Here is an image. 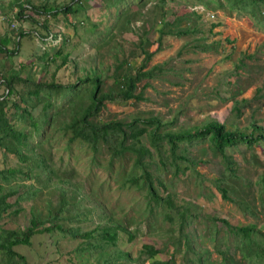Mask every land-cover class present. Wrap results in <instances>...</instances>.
<instances>
[{
  "label": "trees",
  "instance_id": "16d2710c",
  "mask_svg": "<svg viewBox=\"0 0 264 264\" xmlns=\"http://www.w3.org/2000/svg\"><path fill=\"white\" fill-rule=\"evenodd\" d=\"M50 1L41 0L37 7L32 4L24 7L19 4L7 5L17 9L10 22L14 19H27L21 12L30 10L41 16V19H31L32 24L45 33L17 28L12 36L0 38V150L5 156L12 155L20 162L17 167L0 170V264H27L17 249L30 247L35 238L53 232H61L63 235L70 233L74 240L80 236L84 241L95 239L97 248L94 244H86L97 249V254H103L105 248H117L124 237L132 243L138 236L139 230L132 229L133 219L120 220L117 213L104 201L93 202L92 210L97 211V221L92 230L83 234L80 227L69 229L63 226L61 221L66 218L75 219L80 215L67 208L69 199H74L79 194V188L75 186L76 191L71 192L73 184L49 166L51 153L46 148L49 133L63 138L69 147L79 144L87 148L92 153V164L98 163L110 172V176L118 177L122 188L142 191L147 204L146 218L153 216L154 219L159 215L165 218L169 216V211L176 208L171 204L174 196L168 189L171 184L168 183L167 187L163 174L174 179L205 164L206 161L200 160L197 153L202 143L208 144L209 150L220 158L224 167V172L215 180L223 200L245 213L254 203L253 185L259 188V200L264 201V173L254 183L245 181L246 187L241 189L238 185L243 178L238 176L239 162L235 160L233 152L244 146L252 150L251 158L255 161V146L261 144L264 150V127L254 121L243 128L231 123L232 129H227L225 123L217 120L189 126L180 124V117L188 111V107L198 109L195 105L177 108L170 119L157 115H128L111 120L103 117V111L109 104L147 101L146 89L153 88V82L182 86L184 67L180 63L173 58L158 64H151V61L163 49L164 37L188 36L199 31L197 26L177 29L185 16L176 15L172 22L168 21L166 0H159L151 9V14L155 17L154 24L143 21V29L138 32L131 25L128 13L133 4L138 7L144 0H102L107 23L102 29L94 23L97 36L99 34L93 44L100 58L96 67H80L79 62L66 53V41L62 38L58 45L44 49L40 56L44 70L38 71L36 78L31 75L29 64L26 65V76H23V64H19L17 69H7L5 59L15 55L23 39L34 37L47 44V39L55 35L54 30H51V20L60 15H78L83 8L81 4L87 0H71L67 7H51ZM229 1L231 8L238 13L264 20L261 17L264 16V0ZM115 7L118 10L114 12ZM87 17L89 18V14ZM114 17L116 21L110 24ZM120 18L123 22L119 25ZM158 24L161 25L159 29ZM218 26L219 24H213L212 28ZM152 32L158 33L156 40L148 37H152ZM51 40L57 41V35L52 36ZM10 41L13 43L12 47H9ZM152 44L157 47L150 51ZM199 44L209 48L207 44ZM127 45L131 47L130 55L126 53ZM140 57L141 64L134 68L133 61ZM51 62L56 63L57 71L64 67L72 69L67 80L58 81L55 72L50 78H46ZM241 68L242 64H237L235 71ZM246 103L242 101L243 105ZM239 105L237 103L233 108L237 114L241 112ZM143 137H147L149 145L144 143ZM26 178H35L41 184L40 188L32 184L27 186L34 199L42 188L52 185L58 193L59 204L49 205L44 210L32 207L29 226L4 229L1 222L5 216L23 211L20 206L25 202L26 186L23 180ZM161 189L166 193L165 196ZM233 194L236 197L234 199ZM72 207L78 209L74 204ZM179 213L182 229L180 227L177 230L179 234L171 233L177 235L174 249L177 255L185 252L192 259L190 264H264V241L257 238L258 235L263 237V234L255 225L232 226L223 221L228 234L236 238V246L241 250L243 258L241 262L232 258L230 248L226 246L225 249L217 250L221 258L217 263L203 241L184 232L193 223L195 214L191 210ZM156 230L157 226L149 221L143 236L151 237ZM160 253L154 243L148 242L143 246L141 255L151 264H174L173 258L167 262H158L156 259ZM125 259H130V255L127 254ZM104 263L107 264V261Z\"/></svg>",
  "mask_w": 264,
  "mask_h": 264
},
{
  "label": "rangeland",
  "instance_id": "374dc122",
  "mask_svg": "<svg viewBox=\"0 0 264 264\" xmlns=\"http://www.w3.org/2000/svg\"><path fill=\"white\" fill-rule=\"evenodd\" d=\"M40 1L0 0V8H2L0 38L6 35L12 36L17 28L34 29L39 33H45L43 29L40 30L32 24L31 19H41V16L30 10L21 12L23 17H28L27 19H14L10 22L11 16H15L14 11L17 9L8 6L19 4L24 7L32 4L37 7ZM70 1L51 0L49 4L51 7L60 5L67 7ZM156 3H159V0H144V3L138 7L133 4L128 18L136 31L141 32L143 21L154 24L155 17L151 14V9ZM166 3L168 21L172 22L176 15L185 16L177 29L185 30L189 25L192 27L195 25L199 31L180 38L164 37L163 49L155 54L151 64L173 58L184 67L183 85L173 86L166 82H153V88L146 89L147 101L109 104L103 111L104 119L125 118L128 115H157L170 119L177 108L195 105L198 109L193 110L188 107V111L180 117V124L189 126L207 120H217L225 123L227 129H232L231 123L243 128L254 121L264 127V20L238 13L231 8L229 0H166ZM102 4H104L102 0H87L81 4L83 8L78 15L69 17L60 15L51 20L53 26L51 30L57 35V41L51 40L55 35L47 39V44L34 37L23 39L15 55L5 59L8 64L7 69H17L19 64H23L25 65L23 76H26L28 72L26 65L29 64L31 75L36 78V73L44 70L40 60L44 49L58 45L62 38L66 41L64 46L66 53L76 59L80 67H96L100 58L93 44L96 43L99 34L97 36L94 23L100 26V29L107 23ZM117 10L118 8H113L114 12ZM115 17L111 19L110 24L116 21L117 17ZM118 22L120 25L123 20L120 18ZM213 24L219 26L212 28ZM160 27L161 25L158 24L157 29ZM151 34L152 37H148L156 40L158 33ZM133 37L137 39L136 35ZM199 43L207 44L209 48ZM12 46L13 43L10 41L9 47ZM127 46L126 53L130 55L131 47ZM156 47V44H152L149 50L153 51ZM141 60L140 57L133 61L134 68L139 67ZM241 61L243 63H240ZM237 64H242L243 68L236 72ZM55 67L56 63L51 62L49 75L46 78H50L55 72L58 81L67 80L72 69L64 67L57 71ZM242 101L247 103L243 105ZM237 103H240V114L233 110ZM143 141L149 145L147 137H143ZM46 148L51 153L49 166L73 184L71 192L76 191L75 186L79 188L77 190L79 194H76L74 199H69L67 208L72 213L78 212L80 215L75 219L66 218L61 221L64 227L69 229L80 227L83 234L92 230L97 221V211L92 210L93 202L104 201L117 213L120 220L133 219L132 229L139 230V233L134 242L129 243L124 237L117 248H105L103 254H97V249L86 244H94L97 248L95 239L84 241L80 236L74 240L70 233L63 235L61 232H53L35 238L30 247L17 249L20 256L26 259L27 264H105L104 261H107V264H151L152 262L141 255L143 246L148 242L154 243L160 249L161 253L156 259L158 262H167L173 258L174 264H190L192 259L187 257L185 252L177 255L174 249L176 234H179L177 230L181 227L179 212L182 213L184 210H191L195 214L193 223L185 228L184 232L203 241V245L210 250L213 254L212 259L217 263L221 259L217 250L228 246L232 258L238 262L243 258L241 250L236 246V238L228 234L223 221L229 222L232 226L253 224L263 234V237L258 235L257 238L264 241V201L259 200V188L252 185L255 199L245 213L234 204L223 200L215 180L224 172V167L220 158L209 150L207 143L200 144L197 151L200 160L206 161L205 164L174 179L168 174H163L167 187L168 183L171 184L168 188L174 193L171 204L176 208L168 212V217L162 218L159 215L154 219L153 216L146 218L147 204L144 193L122 188L118 177L110 176V172L104 166L98 163L92 164V153L87 148L79 144L69 147L63 138L51 133ZM253 150L257 156L255 161L251 158L252 150L244 146L233 151L235 160L239 162L238 176L243 178L238 185L241 189L246 187L245 181L254 183L264 173L263 145L257 144ZM154 156L157 158L155 154ZM18 164H20L18 158L12 155L5 156L0 150V170L14 168ZM23 183L26 186L23 199L25 202L20 206L23 207V211L5 216L1 222L4 229L29 226L32 207L44 210L49 205L59 204L58 193L52 185L42 188L41 193H38L34 199L31 193L29 194L27 186L32 184L40 188V182L35 178H26ZM161 192L165 196L163 189ZM232 198H236L235 194ZM238 199L242 200L240 197ZM72 204L78 209H73ZM158 210L159 207L157 212ZM149 221L157 226V230L151 237L145 238L143 233ZM127 254L130 255L128 260L125 259Z\"/></svg>",
  "mask_w": 264,
  "mask_h": 264
}]
</instances>
